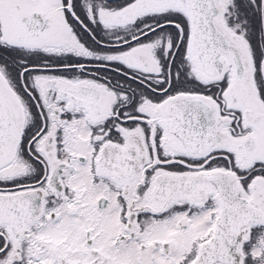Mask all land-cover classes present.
Masks as SVG:
<instances>
[{
  "label": "snow or ice",
  "instance_id": "1",
  "mask_svg": "<svg viewBox=\"0 0 264 264\" xmlns=\"http://www.w3.org/2000/svg\"><path fill=\"white\" fill-rule=\"evenodd\" d=\"M0 264H264V0H0Z\"/></svg>",
  "mask_w": 264,
  "mask_h": 264
}]
</instances>
